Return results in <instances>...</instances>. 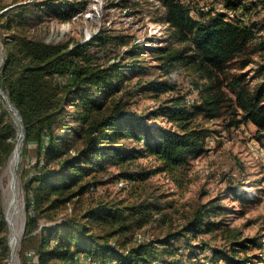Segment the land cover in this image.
Instances as JSON below:
<instances>
[{
  "label": "trees",
  "instance_id": "16d2710c",
  "mask_svg": "<svg viewBox=\"0 0 264 264\" xmlns=\"http://www.w3.org/2000/svg\"><path fill=\"white\" fill-rule=\"evenodd\" d=\"M162 1L169 37L163 45L150 49L151 53L167 77L189 71L199 92L191 102L188 92L176 82L149 80L148 87L157 96L171 93V97L147 117L164 116L170 126H151L144 121L146 116H136L129 110L123 96L109 97L117 90L111 81L116 83L120 79L122 65L100 62L89 50L94 44L106 47L110 42V36L103 32L84 43H62L47 42L22 30L4 41L6 57L0 68V160L4 163L12 156L18 131L4 106L7 102L23 125L22 156L26 157L35 144L37 164L48 170L28 176L24 185L27 219L22 248L35 251L37 264H182L183 250L175 245L177 240L184 239L193 248L192 240L199 234L215 231L223 232L225 245L234 253L215 248L210 257L212 263L249 264L251 258L239 257L240 252L251 249L246 241L255 247L262 244L257 237L242 239L238 230L218 222L219 206L215 200L202 209L198 207L178 231L149 241H139L134 232L158 208L152 203L123 205L99 200L56 226L41 227L39 223L37 214L44 210L43 194L47 197L46 192L51 190L57 194L45 208L83 195L95 187L92 172L103 170L107 159L121 167L122 178L146 180L148 175L131 172L137 157L146 153L137 155L130 149L126 142L130 138H144L141 151L155 156L162 163L161 169L171 172L206 152V141L212 135L206 127L210 121L224 117L229 121L228 127L252 123L258 135L264 132V63L256 68L260 77L256 83L255 76L246 78L243 72L234 73L231 66L236 58H243L241 70L248 66L250 43H256L253 51L264 53V40L257 41L264 29V0H226L227 11L220 12L213 7L203 10L192 0ZM32 5L36 4L18 7L24 25ZM47 7L60 15L68 14L74 3L49 0ZM37 10L41 12L42 4L37 5ZM1 15L3 18L8 14ZM254 16L263 20L257 32L253 30ZM230 188L240 202L250 201L240 185ZM0 226L7 231L5 219H0ZM2 243L0 249L8 251L6 236Z\"/></svg>",
  "mask_w": 264,
  "mask_h": 264
},
{
  "label": "rangeland",
  "instance_id": "374dc122",
  "mask_svg": "<svg viewBox=\"0 0 264 264\" xmlns=\"http://www.w3.org/2000/svg\"><path fill=\"white\" fill-rule=\"evenodd\" d=\"M61 1L53 0L56 3ZM68 1L74 3V7L68 14L60 15L57 10L47 7L49 0H0V68L6 57L4 41L14 32L23 30L28 35L43 38L47 42L62 43H73L77 40L84 43L103 32L104 35L110 36V42L106 47L94 44L89 50L100 62H119L122 65L118 72L120 79L116 83L111 81L117 90L112 87L115 91L109 97L123 96L128 101L132 113L147 117L149 112L159 108L163 100L171 97V93L157 96L154 90L148 87L149 80H171L184 92H188L191 102L194 101L199 92L193 86L192 82L196 80L193 75L185 70L167 77L158 68L150 50L157 45H163L169 37L168 27L163 22L165 8L162 0ZM192 2L198 6L213 7L215 0ZM25 4H36L32 5L27 13V25L22 23V14L18 9L20 5ZM39 4H42L41 12L37 10ZM1 14L8 15L1 18ZM254 17L253 21L256 20ZM257 19L263 24L261 17L258 16ZM258 37L257 41L264 40V29ZM256 47L255 42L249 44L251 61L245 69L239 68L243 58H236L231 65L234 73L243 72L246 78L250 79L255 76L253 83L260 78L256 68L264 63V53L253 51ZM109 100L108 98L105 101ZM4 106L10 111L18 130L15 145L20 140L22 143L24 132L20 116L14 113L9 103L6 102ZM144 121L151 126H170L164 116L147 117ZM228 124V119L224 117L206 123V127L212 131L206 141V152L198 158H190L188 162L170 170L171 172L161 169L162 163L155 156L149 155L146 150L141 151L145 143L144 138L128 139L126 142L137 155L140 152L146 153L145 156L137 157L131 172L142 176L146 174L148 178L136 181L122 178L119 175L121 167L107 159L103 170L95 169L92 172L94 178L91 182L95 183V187L83 195L74 197L69 202L57 203L55 207L48 209L45 207L57 194L52 190L46 192L47 197L43 194L41 200L44 210H39L37 214L41 227L49 228L61 224L66 218L81 214L99 200L116 201L123 205L139 203L146 206L152 203L160 210L153 209L151 215L142 221V226L137 227L134 232L138 240L145 237L144 241H149L152 238H165L170 232L178 231L193 217L198 207L202 209L215 200L219 206L218 222H223L224 227L238 230L242 239L257 237L260 243L262 242L260 247H255L246 241L247 245H251V249L240 252L239 257L251 258L252 263L249 264H264V132L258 135L257 128L252 123L242 124L240 127H228ZM71 126H75V123H71ZM142 136L144 137L143 133ZM23 145L24 143L21 144V152ZM10 159L11 157L4 163L0 160V219L7 222V231L0 226V246L6 236L9 247L8 251L0 249V264H37L35 251H24L22 248L27 219V192L24 185L28 176L48 170L41 169L42 165L37 164L38 153L35 144L30 146L26 157L20 153L17 164L8 170ZM13 180L17 191L14 219L16 218L15 225L19 233L15 251L11 244L8 215L9 203L14 195L11 188ZM239 185L248 193L250 201L242 203L233 197L230 187ZM225 240L222 231H215L199 234L192 240L193 248L186 244L184 239L177 240L175 245L182 247V264H214L210 261L213 249L225 248L228 253H234L228 244L225 245Z\"/></svg>",
  "mask_w": 264,
  "mask_h": 264
},
{
  "label": "bare ground",
  "instance_id": "6f19581e",
  "mask_svg": "<svg viewBox=\"0 0 264 264\" xmlns=\"http://www.w3.org/2000/svg\"><path fill=\"white\" fill-rule=\"evenodd\" d=\"M23 143V142H22ZM21 140L19 141V143L16 145V148L11 156V159H10V163H9V167H8V170H11L14 168V166L17 164V162L19 161V158H20V153H21ZM16 180V179H15ZM16 183V182H15ZM11 188L12 190L14 191V195L12 196V200L10 201L9 203V220H10V227H11V244H12V247L14 249V251L16 250V247H17V242H18V236H19V233L17 232V228H16V225H15V220L16 218L14 219L15 215H16V197H17V191H16V187H15V184H14V180L12 181L11 183ZM10 196V197H11ZM10 200V199H9ZM18 208V207H17ZM15 260V259H14ZM13 260V261H14Z\"/></svg>",
  "mask_w": 264,
  "mask_h": 264
},
{
  "label": "built area",
  "instance_id": "2783aa9c",
  "mask_svg": "<svg viewBox=\"0 0 264 264\" xmlns=\"http://www.w3.org/2000/svg\"><path fill=\"white\" fill-rule=\"evenodd\" d=\"M225 1H226V0H215L214 5H213V8L215 9V11H217V12H220V11H227V9H226V7H225ZM254 1H255V0H254ZM201 7H202L203 10H208V9L211 8L212 6H208V5H206V6H201ZM255 21H256V22H255V23H256V26H254L253 30L257 32V31H258V27L261 25V23L259 22L258 19H256ZM166 25H167V24H166ZM193 91H195V90L193 89ZM14 113H15L16 115H18L16 111H14ZM144 240H145V237L140 238L139 241H144Z\"/></svg>",
  "mask_w": 264,
  "mask_h": 264
},
{
  "label": "water",
  "instance_id": "95a60500",
  "mask_svg": "<svg viewBox=\"0 0 264 264\" xmlns=\"http://www.w3.org/2000/svg\"><path fill=\"white\" fill-rule=\"evenodd\" d=\"M2 92V91H1ZM11 109H13L14 110V108L12 107Z\"/></svg>",
  "mask_w": 264,
  "mask_h": 264
}]
</instances>
